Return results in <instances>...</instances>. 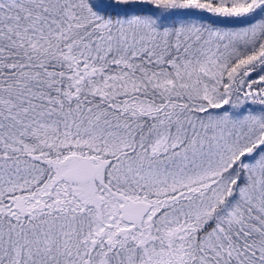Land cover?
<instances>
[{
    "label": "snow or ice",
    "instance_id": "1",
    "mask_svg": "<svg viewBox=\"0 0 264 264\" xmlns=\"http://www.w3.org/2000/svg\"><path fill=\"white\" fill-rule=\"evenodd\" d=\"M0 264H264V0H0Z\"/></svg>",
    "mask_w": 264,
    "mask_h": 264
}]
</instances>
